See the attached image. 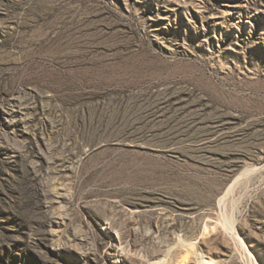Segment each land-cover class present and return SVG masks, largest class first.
Returning a JSON list of instances; mask_svg holds the SVG:
<instances>
[{"label":"rangeland","instance_id":"obj_1","mask_svg":"<svg viewBox=\"0 0 264 264\" xmlns=\"http://www.w3.org/2000/svg\"><path fill=\"white\" fill-rule=\"evenodd\" d=\"M0 264H264V0H0Z\"/></svg>","mask_w":264,"mask_h":264}]
</instances>
